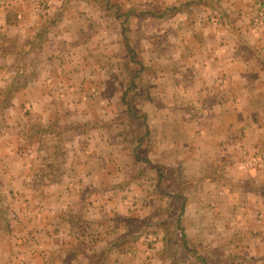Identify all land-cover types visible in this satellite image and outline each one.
<instances>
[{"label":"rangeland","instance_id":"1","mask_svg":"<svg viewBox=\"0 0 264 264\" xmlns=\"http://www.w3.org/2000/svg\"><path fill=\"white\" fill-rule=\"evenodd\" d=\"M250 3L252 22L264 1ZM147 9L118 11L119 54L92 58L98 67L90 73L57 77L47 111L15 108L11 91L0 88V153H17L16 164L0 169V250L41 241L34 256L49 257L43 264H264V157L240 142L237 155L215 162L221 155L202 151L199 162L189 132L210 108L193 104V78L181 74L191 59L165 56L161 22L146 43L144 19L162 15ZM79 80L87 88L76 90ZM224 162L252 171L231 195L217 174Z\"/></svg>","mask_w":264,"mask_h":264},{"label":"crops","instance_id":"2","mask_svg":"<svg viewBox=\"0 0 264 264\" xmlns=\"http://www.w3.org/2000/svg\"><path fill=\"white\" fill-rule=\"evenodd\" d=\"M4 1L6 7H0V88L11 91L13 107L31 105L40 109L39 113L47 111L53 102L50 86L57 77L90 73L91 67H98L92 58L106 61L113 56L107 53L110 50L119 54L122 14L118 11L128 8L130 16L138 8L162 9L160 20H154L153 13L144 19L148 28L145 41L154 42L156 33L149 28L155 21L161 22L165 56L191 59L190 68L181 74L193 78L197 95L193 104L210 108L205 112L208 120L204 127L200 125L196 132H189L200 143L194 150L199 162L203 161V152L221 155L215 162H222L228 152L237 155L234 149L240 142L245 148H259L264 157V24L255 28L249 17L250 11L253 13L250 2L255 0H218L222 2L218 5L217 0H47L43 14L36 11L39 0ZM113 22L112 33L106 26ZM151 47L146 49L153 52L155 45ZM104 61L98 62L104 65ZM168 72L172 74L174 70ZM27 73L33 82L25 83ZM72 83L78 86L76 90L80 85L87 88L86 82ZM14 150L7 147L1 151L0 169L9 162L16 164L15 158L11 163V155H17ZM232 161L233 158L231 164ZM231 164L224 162L225 169L219 168V172L215 164L217 174L225 177L223 182L229 193L230 188L250 179L252 173L239 172ZM214 177L217 179L218 175ZM260 181L264 184V171ZM225 194V199L230 200ZM23 245L16 241L3 244L0 264H19L21 255H25L24 264H43L42 258L48 260L45 256L35 259L38 249L44 246L41 241L33 242V248L19 249ZM15 255V259L11 258ZM101 262L116 264L112 259Z\"/></svg>","mask_w":264,"mask_h":264},{"label":"built area","instance_id":"3","mask_svg":"<svg viewBox=\"0 0 264 264\" xmlns=\"http://www.w3.org/2000/svg\"><path fill=\"white\" fill-rule=\"evenodd\" d=\"M36 10L41 11L44 10L47 6V0H39L36 2ZM256 15L252 21L253 26L258 27L264 24V4L258 3L255 7Z\"/></svg>","mask_w":264,"mask_h":264}]
</instances>
